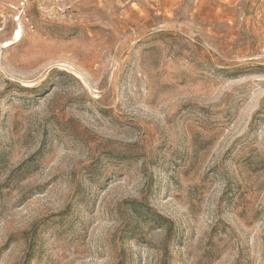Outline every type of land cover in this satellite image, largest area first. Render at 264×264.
Here are the masks:
<instances>
[{
    "label": "rangeland",
    "instance_id": "rangeland-1",
    "mask_svg": "<svg viewBox=\"0 0 264 264\" xmlns=\"http://www.w3.org/2000/svg\"><path fill=\"white\" fill-rule=\"evenodd\" d=\"M0 264H264V0H0Z\"/></svg>",
    "mask_w": 264,
    "mask_h": 264
}]
</instances>
